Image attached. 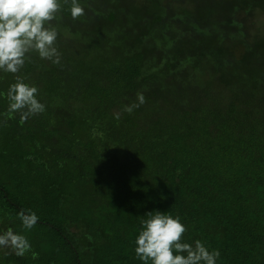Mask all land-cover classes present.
Segmentation results:
<instances>
[{
    "label": "trees",
    "instance_id": "1",
    "mask_svg": "<svg viewBox=\"0 0 264 264\" xmlns=\"http://www.w3.org/2000/svg\"><path fill=\"white\" fill-rule=\"evenodd\" d=\"M60 2V63L32 52L16 74L45 111L8 119L0 71V233L38 253L0 264H143L155 210L217 264H264V0H79L78 19Z\"/></svg>",
    "mask_w": 264,
    "mask_h": 264
},
{
    "label": "clouds",
    "instance_id": "2",
    "mask_svg": "<svg viewBox=\"0 0 264 264\" xmlns=\"http://www.w3.org/2000/svg\"><path fill=\"white\" fill-rule=\"evenodd\" d=\"M69 2L73 19L85 14L79 0H64V3ZM61 7L60 0H0V71L15 75V82L6 92L8 108L5 116L8 119L18 113L19 122L23 124L30 117L45 111V105L38 99V87L16 74L26 61L30 62L32 52L53 64L60 63L58 30L52 21ZM137 97L139 103L125 106V111L131 113L134 107L145 102L143 93H138ZM116 118L119 119V113ZM144 215L146 218L140 222L134 249L143 264H217L220 257L218 250H209L200 240L194 243L184 241L187 228L181 223L179 215L159 210L148 211ZM18 217L26 230H31L39 219L31 209L21 210ZM5 248L11 249L17 256L23 257L31 252L32 259L38 258L28 238L12 228L0 233V249Z\"/></svg>",
    "mask_w": 264,
    "mask_h": 264
},
{
    "label": "rangeland",
    "instance_id": "3",
    "mask_svg": "<svg viewBox=\"0 0 264 264\" xmlns=\"http://www.w3.org/2000/svg\"><path fill=\"white\" fill-rule=\"evenodd\" d=\"M258 18L260 19V21L256 22V24L257 25H259V24L262 25L263 22H264V16H259Z\"/></svg>",
    "mask_w": 264,
    "mask_h": 264
}]
</instances>
